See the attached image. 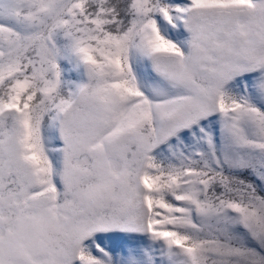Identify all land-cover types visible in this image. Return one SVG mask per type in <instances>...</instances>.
<instances>
[{
    "label": "snow or ice",
    "instance_id": "1",
    "mask_svg": "<svg viewBox=\"0 0 264 264\" xmlns=\"http://www.w3.org/2000/svg\"><path fill=\"white\" fill-rule=\"evenodd\" d=\"M0 264H264V0H0Z\"/></svg>",
    "mask_w": 264,
    "mask_h": 264
}]
</instances>
